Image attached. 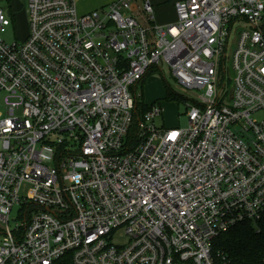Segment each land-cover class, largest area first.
Returning a JSON list of instances; mask_svg holds the SVG:
<instances>
[{"label":"built area","instance_id":"1","mask_svg":"<svg viewBox=\"0 0 264 264\" xmlns=\"http://www.w3.org/2000/svg\"><path fill=\"white\" fill-rule=\"evenodd\" d=\"M174 10L158 24L150 0H27L26 39L0 36V264H215L214 239L262 216L264 0ZM163 65L201 90L183 128L154 125L159 102L136 116Z\"/></svg>","mask_w":264,"mask_h":264},{"label":"rangeland","instance_id":"2","mask_svg":"<svg viewBox=\"0 0 264 264\" xmlns=\"http://www.w3.org/2000/svg\"><path fill=\"white\" fill-rule=\"evenodd\" d=\"M0 7L8 18L11 17L9 6L5 0H0ZM15 13V14H14ZM15 20L9 26H6L0 31L1 38L6 43H13L14 40L23 42L28 34V22L24 9L13 10ZM241 28H237L232 33V43H235L240 35ZM229 74L232 76V69L230 67ZM170 89L173 94L171 98L164 99L165 90ZM136 92L138 101L141 104L160 103L162 108V114L153 118V123L157 127H179L183 128L187 125L186 111L188 106L186 103H193L199 101V94L201 90L197 88H188L174 78L166 65L161 67V72L156 68L150 70L148 75L136 86ZM5 93L0 94V111L4 109L3 97ZM139 104V105H140ZM20 113V109L17 108L16 114ZM255 118L261 119L264 117V113H257ZM32 187L28 183H24L20 189V195L29 197ZM19 206L15 205L11 211V216L17 214ZM11 227L14 225V221L10 222ZM3 228L4 225L0 223ZM128 236L123 229L117 230L111 241L115 245H123L127 242Z\"/></svg>","mask_w":264,"mask_h":264},{"label":"trees","instance_id":"3","mask_svg":"<svg viewBox=\"0 0 264 264\" xmlns=\"http://www.w3.org/2000/svg\"><path fill=\"white\" fill-rule=\"evenodd\" d=\"M10 20L12 23L15 20L12 14ZM172 95L171 90L166 88L164 99L171 98ZM136 104V116L140 118L141 113L149 107L140 104L138 99ZM136 128L135 124L131 131ZM212 251L221 253L215 264H264V212L255 224L243 221L218 235L213 241ZM64 264L72 263L66 259Z\"/></svg>","mask_w":264,"mask_h":264},{"label":"crops","instance_id":"4","mask_svg":"<svg viewBox=\"0 0 264 264\" xmlns=\"http://www.w3.org/2000/svg\"><path fill=\"white\" fill-rule=\"evenodd\" d=\"M9 6L10 13L14 16L13 10L24 9L27 0H5ZM111 0H74L79 13H87L92 10H101ZM155 9V21L158 24H168L176 20L174 2L177 0H150ZM1 8V7H0ZM2 9V8H1ZM3 10V9H2ZM15 18V16H14Z\"/></svg>","mask_w":264,"mask_h":264}]
</instances>
